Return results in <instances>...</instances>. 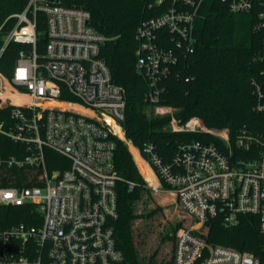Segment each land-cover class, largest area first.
<instances>
[{"label":"built area","instance_id":"obj_1","mask_svg":"<svg viewBox=\"0 0 264 264\" xmlns=\"http://www.w3.org/2000/svg\"><path fill=\"white\" fill-rule=\"evenodd\" d=\"M203 2L170 0L160 15L138 27L137 66L149 82L151 103L159 101L162 81L178 62L176 49L162 43L171 38L176 48L192 52ZM221 2L232 14L257 9L253 30L261 35L263 50L254 61L264 63V0ZM38 12L47 23L43 55L37 51ZM11 18L16 25L3 50L11 41L32 50L20 53L10 79L0 72V109L13 108L9 120L0 124V134L25 144L28 153L0 157V166L41 172L39 184L0 187V206L36 205L41 217L38 225L22 222L0 231V264H129L117 247L112 224L118 218L117 185L124 181L115 152L119 133L125 134L121 124L126 96L100 57L107 38L92 27L88 10L45 0H30ZM252 87L253 109L264 114V70L252 79ZM156 113L171 116L173 132L217 139L181 146L171 164H165L153 146L146 148L156 180L149 188L174 196L186 219L176 232L170 264H264L249 251L208 240L211 221L234 228L246 215L259 218L264 237V132H244L232 139L228 129L207 128L199 118L181 125L175 109L158 108ZM46 148L68 160L69 168L49 171ZM128 184L133 190L135 183Z\"/></svg>","mask_w":264,"mask_h":264},{"label":"trees","instance_id":"obj_2","mask_svg":"<svg viewBox=\"0 0 264 264\" xmlns=\"http://www.w3.org/2000/svg\"><path fill=\"white\" fill-rule=\"evenodd\" d=\"M30 0H0V72L11 78L22 51L30 52L32 46L11 41L3 50L5 37L16 25L11 18L25 10ZM50 4L82 8L91 14L92 27L107 40L101 46L100 57L111 69L113 82L126 96L125 118L121 126L125 137L137 147L144 160L150 161L148 145L165 164H171L180 147L195 141L214 143L217 139L204 133L173 132L170 115H156L158 108L175 109L181 125L199 118L207 128L228 129L232 139L242 133L264 132V114L254 111L256 97L252 79L259 77L264 63H256L255 56L263 50L262 37L253 30L257 9L249 13L232 14L221 0H204L195 20L194 49L192 52L176 48L169 38L163 46L175 48L178 62L171 74L162 81L164 89L156 103L148 100L149 82L139 71L137 62V30L147 19L160 15L170 4L164 0H45ZM37 51L43 55L47 44L46 16L37 13ZM3 50V51H2ZM74 99V98H70ZM12 107L0 109V124L9 120ZM107 124V121L103 119ZM116 130V129H115ZM118 131V130H116ZM120 134V133H119ZM141 172L151 185L155 177L147 164L138 157ZM27 146L0 134V157H22ZM45 166L49 171H65L68 160L46 148ZM115 164L124 181L117 185L118 218L113 221L115 238L129 264H170L174 255L175 235L185 225L176 220L168 229L164 240L170 247V257L161 262L155 255L146 260L140 253L134 224L138 219L152 218L162 207L148 213H138L140 204L152 198L128 146L117 139ZM156 171V169H154ZM39 168L23 170L0 166V187H22L39 184ZM128 182L135 183L133 190ZM166 189L167 186L164 185ZM41 214L36 205L17 207L0 206V231L22 222L38 225ZM184 217V214H183ZM185 219V217H184ZM186 220V219H185ZM208 240L212 243L249 251L264 263V237L260 233L257 216L246 215L234 228H225L219 220L209 223Z\"/></svg>","mask_w":264,"mask_h":264},{"label":"rangeland","instance_id":"obj_3","mask_svg":"<svg viewBox=\"0 0 264 264\" xmlns=\"http://www.w3.org/2000/svg\"><path fill=\"white\" fill-rule=\"evenodd\" d=\"M7 37H5V41ZM156 115H159L155 112ZM175 114V113H174ZM119 140L127 144L128 150L133 156V159L143 176L146 183L147 190L151 193L152 198H147L144 205L140 204L138 206V213H148L155 210L158 206L162 207V211H158L152 218L149 219H138L134 224L135 234L140 247V254L146 259L155 255V261L161 262V260H167L170 257V247L166 244L164 236L168 229L176 220H186L183 217V212L181 211L176 199L170 193L165 191L153 192L149 186L150 182L147 181L145 175L141 172L139 165L136 161V155L133 151H136L138 157L141 158L149 167V163L144 160L141 153L133 143L126 139L125 134L118 136Z\"/></svg>","mask_w":264,"mask_h":264}]
</instances>
